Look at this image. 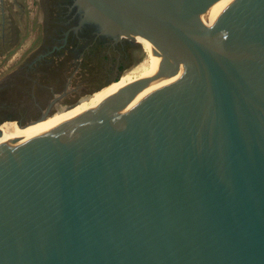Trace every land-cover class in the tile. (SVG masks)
Wrapping results in <instances>:
<instances>
[{"label":"water","instance_id":"obj_1","mask_svg":"<svg viewBox=\"0 0 264 264\" xmlns=\"http://www.w3.org/2000/svg\"><path fill=\"white\" fill-rule=\"evenodd\" d=\"M37 1L0 79V264H264V0ZM135 35L173 72L95 122L148 82Z\"/></svg>","mask_w":264,"mask_h":264},{"label":"rangeland","instance_id":"obj_2","mask_svg":"<svg viewBox=\"0 0 264 264\" xmlns=\"http://www.w3.org/2000/svg\"><path fill=\"white\" fill-rule=\"evenodd\" d=\"M16 3L20 5V11L14 12L12 17L18 19H25L27 23H32V28L28 30L27 35H32L31 43L26 45L24 49H12L11 51H5L4 45L2 44V38L0 37V79L6 74L15 70L21 63L25 61V59L42 43V22L38 21L34 26V21L36 19L38 10H39V2L37 0H0V18L2 16V9H5L6 5H11V3ZM25 6V11L24 9ZM5 11V10H4ZM34 26V28H33ZM1 31V29H0ZM1 36V34H0ZM27 38V37H26ZM151 59L150 53L147 51V75L151 73Z\"/></svg>","mask_w":264,"mask_h":264},{"label":"bare ground","instance_id":"obj_3","mask_svg":"<svg viewBox=\"0 0 264 264\" xmlns=\"http://www.w3.org/2000/svg\"><path fill=\"white\" fill-rule=\"evenodd\" d=\"M135 38L141 39L145 42L146 49L150 53V56L152 57L151 73L147 77L143 78V79H148V82L137 90L127 92V93H124L118 96L116 99H114L109 104H107L105 107H103L102 110L100 111L99 116L93 119L95 122H98L108 117L109 115L116 112L123 106L127 105L134 99L138 98L139 96L147 92L149 89H151L152 87L160 83L162 80H164L166 77H168L173 72L172 64H168L164 70L159 71L158 62L156 60V53H155V50L150 40L141 35H135ZM21 146H23V144Z\"/></svg>","mask_w":264,"mask_h":264},{"label":"crops","instance_id":"obj_4","mask_svg":"<svg viewBox=\"0 0 264 264\" xmlns=\"http://www.w3.org/2000/svg\"><path fill=\"white\" fill-rule=\"evenodd\" d=\"M20 5L11 3L6 5L5 9H2V16L0 18V34L1 42L4 45L5 51H11L12 49L18 48L24 49L29 43H31L32 35H27L28 30L32 27V23H27L25 19H21L18 15V19L13 18L14 12L20 11ZM23 6V4H22ZM25 11V6H23ZM5 10V11H4ZM14 16V15H13ZM27 37V38H26Z\"/></svg>","mask_w":264,"mask_h":264}]
</instances>
